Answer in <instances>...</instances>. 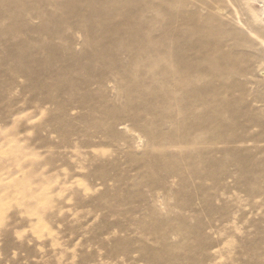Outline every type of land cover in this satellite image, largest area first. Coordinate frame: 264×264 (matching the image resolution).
I'll use <instances>...</instances> for the list:
<instances>
[{
	"label": "rangeland",
	"instance_id": "374dc122",
	"mask_svg": "<svg viewBox=\"0 0 264 264\" xmlns=\"http://www.w3.org/2000/svg\"><path fill=\"white\" fill-rule=\"evenodd\" d=\"M263 44L264 0H0V264H264Z\"/></svg>",
	"mask_w": 264,
	"mask_h": 264
},
{
	"label": "bare ground",
	"instance_id": "6f19581e",
	"mask_svg": "<svg viewBox=\"0 0 264 264\" xmlns=\"http://www.w3.org/2000/svg\"><path fill=\"white\" fill-rule=\"evenodd\" d=\"M225 8V7H224ZM221 11V10H220ZM222 12V11H221ZM255 36V35H254ZM260 40V39H259ZM262 41V40H261ZM264 45V44H263ZM261 72H263V71H261ZM263 75H264V73H263Z\"/></svg>",
	"mask_w": 264,
	"mask_h": 264
}]
</instances>
